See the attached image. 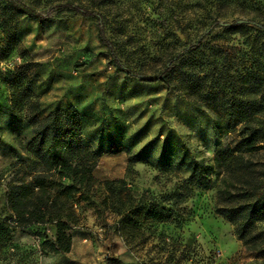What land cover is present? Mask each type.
I'll list each match as a JSON object with an SVG mask.
<instances>
[{
  "label": "rangeland",
  "instance_id": "374dc122",
  "mask_svg": "<svg viewBox=\"0 0 264 264\" xmlns=\"http://www.w3.org/2000/svg\"><path fill=\"white\" fill-rule=\"evenodd\" d=\"M19 1L46 18L40 23L0 0L1 208L8 182L35 167L22 148L32 127L24 109L11 107L12 80L24 72L46 112L73 104L84 115V140L99 153L98 178L126 177L132 158L131 186L164 202L185 190L194 160L210 166L211 182L206 189L192 187L178 210L180 221L150 224L135 238L117 231V214L83 201L74 208L70 252L53 251L45 237L53 229L40 224L39 236L16 231L14 241L0 247V264H107L113 257L118 264H264L217 212L215 157L235 146L239 126L220 133L203 101L204 92L220 94L264 125V34L212 25L215 18L263 22L264 0H72L102 12L123 61L146 74L161 72L173 55L195 45L174 61L182 68L154 83L119 71L99 41L96 19L57 5L67 0ZM113 144L127 149L110 152ZM255 158L264 167V150Z\"/></svg>",
  "mask_w": 264,
  "mask_h": 264
},
{
  "label": "trees",
  "instance_id": "16d2710c",
  "mask_svg": "<svg viewBox=\"0 0 264 264\" xmlns=\"http://www.w3.org/2000/svg\"><path fill=\"white\" fill-rule=\"evenodd\" d=\"M8 1L18 11L40 23L46 18L45 14L26 3ZM57 5L67 8L72 15L94 17L99 41L107 48L111 62L119 71L144 82H160L170 77L177 67L182 68L174 61L182 59L195 46L185 47L173 55L161 72L146 74L123 61L115 41L107 34L102 12L72 0ZM212 25L224 29L235 27L241 31L252 27L264 34V21H257L254 17L232 22L215 18ZM22 80L24 82L19 85ZM30 81L31 77L25 72L17 79L14 77L11 107L14 111L24 109L23 117L32 127V136L22 148L32 157L35 167L27 175L7 184L6 208L0 207V247L12 243L16 231L39 236L40 232L35 226L49 224L53 232L51 236L45 233V237L50 247L56 253L70 252L73 246L71 222L74 220V208L83 201L96 207L97 212L108 209L117 214V231L125 237L135 238L150 224L180 221L178 210L192 187H209L211 178L207 171L210 166L196 160L189 165L190 173L183 187L185 190H174L165 202L148 191L137 192L131 186L130 173L135 171L132 158L126 177L98 178L95 168L99 153L84 140V115L73 104L56 106L46 112L30 88ZM260 93L264 98V90ZM203 101L215 115V126L220 133L228 134L239 126L235 146L219 150L215 157L216 179L220 181L217 212L234 225L238 238L255 253L256 259H264V230L260 227L264 222V167L255 160L264 150V125L229 107L221 100L220 94L204 92ZM126 149L125 146L113 144L110 152ZM107 264H118V259L113 257ZM247 264L262 263L254 261Z\"/></svg>",
  "mask_w": 264,
  "mask_h": 264
},
{
  "label": "crops",
  "instance_id": "0c3cea01",
  "mask_svg": "<svg viewBox=\"0 0 264 264\" xmlns=\"http://www.w3.org/2000/svg\"><path fill=\"white\" fill-rule=\"evenodd\" d=\"M21 237V236H20ZM23 237H27V235L26 236H23Z\"/></svg>",
  "mask_w": 264,
  "mask_h": 264
}]
</instances>
